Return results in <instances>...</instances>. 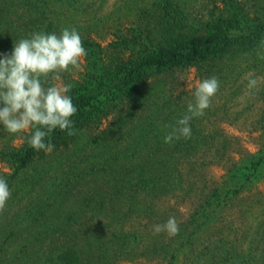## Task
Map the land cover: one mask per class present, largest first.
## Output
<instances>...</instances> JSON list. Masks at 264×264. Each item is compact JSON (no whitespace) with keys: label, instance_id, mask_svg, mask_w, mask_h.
I'll return each instance as SVG.
<instances>
[{"label":"rangeland","instance_id":"rangeland-1","mask_svg":"<svg viewBox=\"0 0 264 264\" xmlns=\"http://www.w3.org/2000/svg\"><path fill=\"white\" fill-rule=\"evenodd\" d=\"M28 1L1 0L7 13L0 24V58L30 33L59 34L66 27L107 47L115 33H127L136 8L154 0H54L42 6L41 20L23 6ZM179 1L199 23L225 13V2L248 17L264 14V0ZM259 46L225 58L208 75L194 68L155 74L132 106L80 135L69 149L19 172L0 155V177L11 190L0 213V264H13L9 258L20 248L74 249L82 264H264V164L250 167L264 156V43ZM84 65L83 59L80 70L55 83L79 79ZM212 76L219 90L205 114L190 121L191 138L165 143L171 131L165 125L186 114L198 82ZM249 79L257 80L252 89ZM21 137L0 125V153L18 146ZM247 169V186L226 200L222 195L221 205L209 211L214 190L221 192L236 181L233 172ZM169 217L176 218L179 234H154L153 226ZM34 219L47 225L41 243H29L41 228Z\"/></svg>","mask_w":264,"mask_h":264},{"label":"trees","instance_id":"trees-1","mask_svg":"<svg viewBox=\"0 0 264 264\" xmlns=\"http://www.w3.org/2000/svg\"><path fill=\"white\" fill-rule=\"evenodd\" d=\"M54 3V0H30L23 6L36 11L41 20L44 16L42 9ZM224 6L225 13L208 17L199 23L190 17L179 0H154L136 8L134 22L126 30L127 33H115L114 41L107 47L92 39H82L87 50L84 70L79 79L64 82L72 85L68 95L78 109L71 117L76 134L68 136L66 131L54 130L50 134L51 142L55 145L53 152L69 149L80 135L97 130L108 117L136 103L141 89L155 74L176 68H194L208 75L225 58L235 59L237 54L254 52L260 48L259 44L264 42V14L258 15L259 11H256L254 16L248 17L232 2H225ZM5 13L6 9L0 4V24L6 21ZM96 138L99 139V136ZM0 155L11 164L14 172H19L46 154L31 148L27 143V133H23L18 146L2 151ZM116 155H112L114 160L119 159ZM261 163L264 164V156L252 161L250 167L253 169V165L260 166ZM248 171L239 174V170H236L230 178L236 179L232 185L224 184L219 193L218 189L214 190L210 196V201H214L210 202L209 211L214 213V207L221 205L222 195L226 200L247 186L251 178ZM137 182L141 183L142 179ZM149 190L151 192L153 189ZM39 219L32 222H38ZM38 223L35 225H40V231L28 237L29 243H41L45 238L41 232L47 225L41 220ZM9 238L10 235L5 238L4 244ZM22 254L25 256L22 257ZM174 254L171 256L173 261L176 259ZM9 259H13V264H27L28 260L32 261L30 264L83 263L74 249L42 253L40 249L25 251L20 248Z\"/></svg>","mask_w":264,"mask_h":264},{"label":"clouds","instance_id":"clouds-1","mask_svg":"<svg viewBox=\"0 0 264 264\" xmlns=\"http://www.w3.org/2000/svg\"><path fill=\"white\" fill-rule=\"evenodd\" d=\"M86 56L87 50L75 28H63L59 34L33 32L14 43L11 54L0 58V125L3 129L9 134L27 133L29 146L45 154L55 149L50 136L54 130L75 135L71 117L78 109L68 95L72 85L55 81H60L63 73L80 70ZM256 84V79H249L248 88ZM219 87L215 76L198 82L194 102L187 105L186 114L175 125H165L171 128L164 136L165 143L191 138L190 121L202 117L211 107ZM10 197L9 185L0 177V213ZM153 231L174 237L179 234V225L175 217H169L165 223L154 225Z\"/></svg>","mask_w":264,"mask_h":264}]
</instances>
